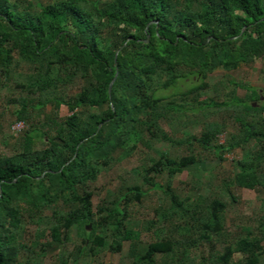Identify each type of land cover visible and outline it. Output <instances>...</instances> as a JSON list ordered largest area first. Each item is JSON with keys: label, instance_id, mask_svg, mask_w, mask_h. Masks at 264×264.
Wrapping results in <instances>:
<instances>
[{"label": "trees", "instance_id": "16d2710c", "mask_svg": "<svg viewBox=\"0 0 264 264\" xmlns=\"http://www.w3.org/2000/svg\"><path fill=\"white\" fill-rule=\"evenodd\" d=\"M257 59L264 0H0V100L17 105L15 121L24 124L0 151V264L50 253L68 264L105 244L120 251L124 241L129 264H264V214L241 220L238 232L225 225L238 201L233 187L264 200V100L256 104L257 89L233 79L206 81L216 68ZM207 88L213 95L202 98ZM199 109L216 117L174 141L184 153L160 150L138 172L168 198L150 240L126 225L127 206L145 194L139 185L122 183L93 206L100 166L138 144L172 143L161 122ZM201 152L218 161L235 155L238 169L222 181L227 202L216 193L181 197L171 186ZM162 174L163 184L153 179ZM72 228L80 243L69 249Z\"/></svg>", "mask_w": 264, "mask_h": 264}, {"label": "rangeland", "instance_id": "374dc122", "mask_svg": "<svg viewBox=\"0 0 264 264\" xmlns=\"http://www.w3.org/2000/svg\"><path fill=\"white\" fill-rule=\"evenodd\" d=\"M226 79H233L234 82L242 85L254 86L260 94V98L255 103L258 104L264 100V60L257 59L249 66L242 65L230 71L216 68L206 77V81L211 84L217 80L225 81ZM190 83V79L181 82L179 89L186 88ZM227 85L228 90L234 87L233 83H228ZM6 90L4 88L0 93ZM235 92L245 98L249 95V89L240 85L236 87ZM201 94L203 98L213 95V91L211 88H207ZM16 107L17 105L13 103L5 104L4 101L0 100V151H7L12 145L13 140L10 137V133L12 132V123L15 121L13 111ZM59 113L66 115L69 112L66 106L61 105ZM171 117L169 121L161 122V126L171 135L172 143L163 140H152L149 148L138 144V147L130 155L122 157L113 163L100 166L96 179L91 182L93 206L99 203L102 198L116 196L119 193L117 188L122 183L137 184L141 187L145 194L139 202L132 201L127 206L128 217L126 225L131 229L139 230L140 238L143 241L151 239L152 230L155 228L154 220L158 221L161 218L160 209L167 207L168 198L161 188L153 187L142 181L138 172L142 166L150 164L151 159L156 157L160 150H166L172 155L184 153L185 146L174 141L189 134L198 135L202 122L214 120L216 115L214 112L199 109L188 111L185 114H175ZM224 137V134L219 135L218 142H223ZM195 149L198 152L200 151L198 147H195ZM234 159V154L225 153L223 160L218 161L212 153L204 154L201 152L197 162L173 175L171 186L181 197L188 196L189 199H193L198 192L207 193L208 196L216 193L222 200L227 202L228 198L222 190V181L227 180L238 169ZM153 179L163 184L165 175L154 176ZM233 191L237 195L238 201L228 210L225 225L229 231L238 232L244 226L241 220L253 219L264 214V200L259 203L256 192L248 188L233 187ZM262 197L264 198V195ZM192 202L191 200L189 203ZM106 232L108 233L109 229ZM70 235L72 241L69 244V249L72 248L73 243H80V239L75 236L74 228H72ZM127 248V241L122 243L121 250L117 252L110 251L105 244L100 251L93 255L84 250L75 262L70 257L68 264H129L130 259L127 256ZM56 262L55 253H50L38 261L36 260L33 264H56Z\"/></svg>", "mask_w": 264, "mask_h": 264}, {"label": "built area", "instance_id": "2783aa9c", "mask_svg": "<svg viewBox=\"0 0 264 264\" xmlns=\"http://www.w3.org/2000/svg\"><path fill=\"white\" fill-rule=\"evenodd\" d=\"M23 126H24L23 122L18 120L12 123L11 129L13 132H17L20 129H22Z\"/></svg>", "mask_w": 264, "mask_h": 264}, {"label": "water", "instance_id": "95a60500", "mask_svg": "<svg viewBox=\"0 0 264 264\" xmlns=\"http://www.w3.org/2000/svg\"><path fill=\"white\" fill-rule=\"evenodd\" d=\"M113 79H114V78H112L111 81H110L109 84H108V87H107L108 92L110 91V86H111V83H112Z\"/></svg>", "mask_w": 264, "mask_h": 264}]
</instances>
